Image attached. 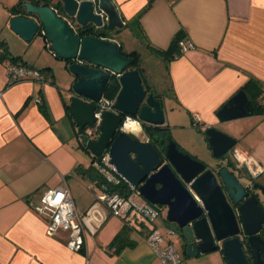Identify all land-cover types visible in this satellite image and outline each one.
Returning <instances> with one entry per match:
<instances>
[{"label":"crops","instance_id":"obj_1","mask_svg":"<svg viewBox=\"0 0 264 264\" xmlns=\"http://www.w3.org/2000/svg\"><path fill=\"white\" fill-rule=\"evenodd\" d=\"M112 2L124 22L115 41L125 52L140 55L148 83H153L151 63L165 69L170 94L163 101L170 115L179 111L192 125L196 119L195 128L200 127L198 134L206 143L207 128L222 131L237 140L235 149L244 157L257 162L255 152L264 153V92L260 96L261 89L256 86L246 90L249 97H257L262 107L259 113L226 122L220 121L218 113L251 78L264 90V0ZM18 3L5 6L0 1L1 25L10 27L15 17L10 10ZM181 30L195 48L167 60L161 52L169 49ZM1 36L0 31V41L7 44L11 57L19 58V64L41 70L48 77L44 82L9 85L7 68L12 61L3 56L0 47V264H163L147 238L154 229L167 236L174 227L167 220H163L165 230L139 219L140 215L132 217L134 210L128 206L123 207L121 217L109 215L95 235L86 231L82 252L68 249L64 232L48 236V221L35 212L32 197L68 188L77 212L84 215L101 193L100 186L83 173L93 156L78 144L76 125L68 112L69 91L76 79L64 63H59L61 72L52 71L54 64L46 53V48H51L44 37L45 45L28 43L35 47L28 55L27 43L14 32L11 39L15 38V43ZM41 100L49 116L42 110ZM164 128H171L167 121ZM86 156L91 157L90 163ZM261 163L258 165L264 170ZM126 223L134 246L116 253L117 248L110 245ZM175 236L168 240L175 244ZM181 257L183 264H226L220 250L197 258L184 253Z\"/></svg>","mask_w":264,"mask_h":264},{"label":"water","instance_id":"obj_2","mask_svg":"<svg viewBox=\"0 0 264 264\" xmlns=\"http://www.w3.org/2000/svg\"><path fill=\"white\" fill-rule=\"evenodd\" d=\"M19 2L20 14L33 18L13 17L11 30L26 43L43 36L57 58L71 62L69 70L76 81L69 91L68 112L85 150L94 158L108 150L119 177L137 188L147 202L168 208L167 220L177 225L186 257L220 250L226 264H264V239L260 236L264 208L256 195L247 198L246 188L229 169L231 164H224L226 154L237 145L236 139L213 127L205 130L213 157L220 160L210 170L172 138L160 153L153 143L134 139L122 129L126 117L162 128L166 118L163 97L144 85L139 69H131L134 60L121 43L100 38L117 36L124 28L112 0ZM90 30L93 33L86 35ZM112 75L118 76L121 85L114 112L102 113L99 137L90 139L85 130L95 126L97 104L112 84ZM254 113V101L240 91L219 111L218 118L226 122ZM242 171L248 174L245 167ZM229 200L238 206L237 211Z\"/></svg>","mask_w":264,"mask_h":264},{"label":"built area","instance_id":"obj_3","mask_svg":"<svg viewBox=\"0 0 264 264\" xmlns=\"http://www.w3.org/2000/svg\"><path fill=\"white\" fill-rule=\"evenodd\" d=\"M194 48L195 46L193 43L187 39H183L179 42V55L186 54ZM7 77L9 85L26 81L44 82L45 79H47L43 71L16 63H12L8 66ZM114 103L115 101L103 98L100 103L97 104L99 111L95 114V126L93 128L88 127L85 130V135L90 139H94L96 133H99L102 113L105 111L114 112ZM193 122L195 126H198L196 119ZM129 123H134L139 127L137 121L131 117H126L122 129L127 131L125 128ZM232 154V159L237 167H245L252 178H257L261 174H264V170L260 168L253 158L244 157L237 149H234ZM241 156H243V158H241ZM93 165L104 175L106 184L100 187V195L84 215H80L77 212L68 188L50 189L45 191L38 199L33 197L30 199V203L35 212L48 221V236L54 237L60 232L66 233V245L68 249L74 253L83 251L86 231L95 235L108 221L109 215L121 217V211L124 206H128L131 210H135L137 215H140L145 221H149L150 223L155 222L162 216L159 206L149 202L142 206H138L134 202V199L139 196L138 190L117 175L115 167L111 164V156L108 150L105 151L101 158H95ZM121 183L127 185L124 194L110 191L113 186L117 187ZM177 234L176 229L169 228L167 236L163 235L158 229H154L148 235V244L163 264H183V259L176 245L168 240L169 237Z\"/></svg>","mask_w":264,"mask_h":264},{"label":"rangeland","instance_id":"obj_4","mask_svg":"<svg viewBox=\"0 0 264 264\" xmlns=\"http://www.w3.org/2000/svg\"><path fill=\"white\" fill-rule=\"evenodd\" d=\"M5 6H13L14 4L17 3L18 0H0ZM11 12V11H10ZM11 28L9 26H5L4 23H2V25L0 24V31L2 34V38L6 39L9 38L10 42H14V39H11L13 36L10 30ZM125 35V33H124ZM124 35L121 36L124 37ZM127 35V34H126ZM6 37V38H5ZM15 37V36H14ZM47 40V39H46ZM38 43H41L43 45H45V40L43 38V36L38 35L34 41H32L31 44L33 45H37ZM48 43V42H47ZM46 43V44H47ZM28 46V51L27 54L28 55H32L33 54V49H35L34 46H30L28 43L25 44ZM50 45V44H49ZM34 47V48H33ZM51 48V46H50ZM27 49V48H26ZM25 49V50H26ZM26 52V51H24ZM51 50L46 48V53L48 55H50V61L52 64L51 65L53 68V70L51 68H49V72L50 70H52L53 72H61L62 71V65L65 67L66 66V62L57 58L56 56H53L51 54ZM36 56V54H35ZM59 63H64L62 65H60ZM152 71H153V85L151 84L152 88L155 90V92H157V94L160 95V97L166 98L167 94H170V90H168V79H167V73L165 71V69L163 67H159L158 64L156 63H151V65L148 66ZM61 69V70H60ZM106 100H111L106 98ZM164 112H165V118L168 124H170L171 128L169 130V134L170 137L178 144L180 145L181 149L190 154L191 156H193L194 158L204 162L206 164V166L208 167V169L210 170H214L216 163H218V161L220 162V160H216L213 157L212 151L210 150L208 143L205 142L203 136L198 134V129L200 128H195L196 126L191 123V120H189L186 116H183L182 114L178 112H175L174 115H170L172 114L170 110H166L165 109V105H164ZM177 126V127H176ZM138 127V126H137ZM140 127V126H139ZM131 131V132H130ZM125 131L126 133L130 134L131 136L135 137V138H139L141 141H145L146 140V136L144 135V133L142 132V129L139 128L137 131ZM222 132V131H221ZM99 137V134H97V136L95 137V139L97 140ZM188 141V143H182V141ZM236 147H238V145H236ZM235 147V148H236ZM232 154V151H230L228 154H226V158H230ZM264 153L262 151L255 152V156L258 158L257 163H261L262 166H264ZM88 159V163L91 162V157L90 156H86ZM254 159V158H253ZM255 160V159H254ZM262 160V161H259ZM244 183V182H243ZM256 184H258L261 187H264V174H261L259 177H257L256 179ZM259 198L261 200H264V196L263 194L259 195ZM136 203L138 205H141L145 199L141 196H138V198L135 200ZM159 209L162 212V217L159 218L157 221L150 223L152 225H157L158 227H163L166 230V226L163 224V220H167V214H168V208L167 207H163V206H159ZM109 211V209H108ZM136 211L134 210V212L132 213V217H134L135 215H137ZM139 219H144L143 217H139ZM168 221V220H167ZM169 222V221H168ZM149 225V224H148ZM169 225L171 227H174L175 229H177V233H178V227L177 225H175L172 222H169ZM175 240V245L178 249V251L181 253V255L183 254L182 252V247H181V243L183 244V241L181 240V238L179 237V234H177V237H174ZM179 239V241H178Z\"/></svg>","mask_w":264,"mask_h":264},{"label":"trees","instance_id":"obj_5","mask_svg":"<svg viewBox=\"0 0 264 264\" xmlns=\"http://www.w3.org/2000/svg\"><path fill=\"white\" fill-rule=\"evenodd\" d=\"M19 5H21L20 2L10 10L12 15H14V16L19 15V13H20V11L18 10ZM185 38H186V33H185V31L181 30L174 37L169 49L167 51L161 52V54L167 60H172V59L176 58L177 56H180L179 55V42L181 40L185 39ZM0 47L3 49V53L2 54H3V56L5 58L10 59L12 61V63L19 64V62H20V61H18L19 58L11 57L9 48H8V46H7V44L5 42L0 41ZM129 56L134 60V65H133V67L131 69H139L140 70V74L142 75V78H143V81H144V85L151 91V88L147 84V78L145 77L144 70L141 69L140 55L137 52H131V53H129ZM70 64H71V62H69V63L66 62V66H67L68 69H69V65ZM20 65L26 66V64H23V63H20ZM251 86H256V87L260 88L261 90H260L259 95L260 96L263 95L262 94L264 92L263 88L261 87L260 83L256 79H253V78H251L249 80L247 85L241 91H245L246 92V90L249 89ZM120 88H121V85H120L119 81L112 82V84L108 87V89H107V91H106V93L104 95L105 98H108V99H111L112 101H115V99H116V97H117V95H118V93L120 91ZM251 98L254 101V106L256 108L255 112L256 113L261 112L262 107H261L260 103L258 101H256L257 97L256 96H254V97L251 96ZM40 104L42 105V110L44 111V113L49 116V110H48V107H46V105L44 103V100L43 101L41 100ZM76 137L78 139V142H79L78 144L80 145V147H82L85 150V148L81 145L77 130H76ZM94 140H95V138H94ZM153 144L155 145V147L158 149V151L160 153H162V151L163 152L166 151V147L164 146L165 143L164 144L163 143H153ZM159 145L163 147V150H161V147H159ZM92 159L93 160H92L91 166L88 169H86L85 171H83V173L86 176H88L89 178H91L92 180H94L97 183L98 186L102 187L104 184H106V179L104 178V175L101 173V171L93 165L95 158L92 157ZM255 187L257 188V190L260 193H262L264 195V187H261L258 184ZM126 188H127V185L125 183H121L117 187L113 186L112 190H110V191L119 192L121 194H124L126 192ZM130 231H131V228L126 223L124 225V227L122 228V230L120 231V233L116 236L114 241L111 243V245H110L111 247H116L117 248L116 249L117 250L116 253L120 252L125 247H133L134 246V243L130 240V237H129ZM260 236H261L262 239H264V228L261 231Z\"/></svg>","mask_w":264,"mask_h":264},{"label":"flooded vegetation","instance_id":"obj_6","mask_svg":"<svg viewBox=\"0 0 264 264\" xmlns=\"http://www.w3.org/2000/svg\"><path fill=\"white\" fill-rule=\"evenodd\" d=\"M33 2L35 3V0H33ZM20 14V13H19ZM21 16H24L26 18H33V16L31 15H27L25 14L24 12H22V14H20ZM65 20H66V17H63ZM69 23L70 25L73 27L74 25L72 24V21L69 20ZM74 30L77 32V28L74 27ZM93 31L90 30L86 35H90L92 34ZM118 36V35H117ZM116 35L114 36H110V35H100V38L102 39H109V40H115V38L117 37ZM123 50V49H122ZM76 62H79L78 60ZM75 62V63H76ZM142 69V67H141ZM143 70V69H142ZM144 74H145V71H144ZM47 76V75H46ZM146 77V75H145ZM147 78V77H146ZM114 81H118V76L116 75H112V81L111 82H114ZM147 84L148 86L151 88V91H154L152 86L148 83V80H147ZM157 93V92H155ZM105 98V96L103 97ZM106 99V98H105ZM135 121L138 122V125L140 126V128L142 129V132L144 133V135L146 136V140L145 141H142V142H150V143H165L164 146L167 147L168 143H169V140L171 139L170 137V134H169V131L166 129V128H162V127H153V126H150V125H147V124H144L142 121H140L138 118H133ZM97 134L99 133H96V135L94 136V138L97 136ZM133 137V136H132ZM134 139H137L135 137H133ZM139 141H141L139 138H138ZM159 147H161V150H163V147L159 145ZM233 154H231L230 158H225L224 159V164L227 162H229V164H231V166H229V169L231 170L232 174L238 179V181L246 188V191H247V194H248V197H251L253 195H256L259 199V202H260V205L264 208V200H261L259 198V195L262 193H260L257 188L255 187L257 184H256V179L257 178H252V176L250 175V173L248 172V174H246L245 172L242 171V168L243 167H237V165L234 164L233 160ZM223 162V161H222ZM223 164V165H224ZM228 166V165H227ZM220 179V178H219ZM244 182V183H243ZM220 184L222 185L224 191L226 192V188L225 186L223 185V183L221 182V179H220ZM264 196V195H263ZM230 203L233 205L232 201L229 200ZM234 209L237 211L238 209V206H235L233 205ZM246 250H247V253H248V249H247V244H246Z\"/></svg>","mask_w":264,"mask_h":264},{"label":"bare ground","instance_id":"obj_7","mask_svg":"<svg viewBox=\"0 0 264 264\" xmlns=\"http://www.w3.org/2000/svg\"><path fill=\"white\" fill-rule=\"evenodd\" d=\"M126 130H132V131H137L138 130V127H137V125L136 124H134V123H129V124H127V126H126V128H125ZM131 132V131H130ZM241 158H243V156H241Z\"/></svg>","mask_w":264,"mask_h":264}]
</instances>
